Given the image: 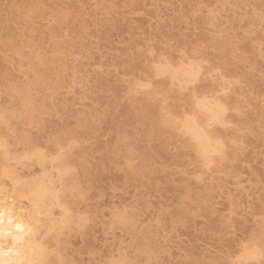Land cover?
Masks as SVG:
<instances>
[{"label":"rangeland","instance_id":"1","mask_svg":"<svg viewBox=\"0 0 264 264\" xmlns=\"http://www.w3.org/2000/svg\"><path fill=\"white\" fill-rule=\"evenodd\" d=\"M0 199L4 264H264V0H0Z\"/></svg>","mask_w":264,"mask_h":264},{"label":"bare ground","instance_id":"2","mask_svg":"<svg viewBox=\"0 0 264 264\" xmlns=\"http://www.w3.org/2000/svg\"><path fill=\"white\" fill-rule=\"evenodd\" d=\"M184 79V78H183ZM209 109H212V108H209ZM211 113V112H210ZM185 125V124H184ZM209 139V138H208ZM198 146H200V145H198ZM216 146V145H215ZM202 147V146H201ZM222 147V146H221ZM5 191V190H4ZM7 192V191H6ZM7 194V193H6ZM2 195H4V194H2ZM40 195V194H39ZM38 196V195H37ZM3 198H4V196H2ZM1 197V198H2ZM8 197H10V195H8ZM18 197H20V196H18ZM33 199H35V198H33ZM38 199V198H37ZM0 200H2V199H0ZM4 201V200H3ZM3 201H1V202H3ZM37 201V200H36ZM36 201H33V203H36ZM6 202H8V201H6ZM12 202V201H11ZM4 203V202H3ZM10 204V203H9ZM15 206V205H14ZM4 207V206H3ZM5 208V207H4ZM0 211H2V210H0ZM10 211V210H9ZM4 212V211H3ZM18 212V211H17ZM13 213V212H12ZM3 214V213H2ZM13 217V216H12ZM19 217V216H18ZM27 218V217H26ZM7 221H9V222H11V218H8L7 219ZM29 221V220H28ZM33 221V220H32ZM22 222V221H21ZM4 220H3V217L1 216V214H0V236L1 235H4V236H6V235H8L9 234V226H8V222H6V224L4 225ZM12 223V222H11ZM31 224V223H30ZM32 224H34V223H32ZM18 226H19V223L17 224ZM16 225V226H17ZM31 226V225H30ZM17 228V227H16ZM19 228V227H18ZM20 229H22V228H20ZM34 234V233H33ZM2 242H1V240H0V252H3V250H4V248H3V246H2V244H1ZM8 244V243H7ZM4 245H6V244H4ZM15 248V247H14ZM9 250H10V248H9ZM22 250V249H21ZM21 250H19V251H21ZM7 251V250H6ZM35 256H37V255H35ZM32 259V258H31ZM28 264H29V262H28Z\"/></svg>","mask_w":264,"mask_h":264},{"label":"snow or ice","instance_id":"3","mask_svg":"<svg viewBox=\"0 0 264 264\" xmlns=\"http://www.w3.org/2000/svg\"><path fill=\"white\" fill-rule=\"evenodd\" d=\"M20 231H23V229H20ZM15 240H16V244H18V245H25V244L31 243L30 241L26 240L24 236H18L15 238ZM0 264H4V261L0 260ZM15 264H24V262L23 261H17V262H15ZM41 264H47V262L41 261ZM53 264H55V262H53Z\"/></svg>","mask_w":264,"mask_h":264}]
</instances>
